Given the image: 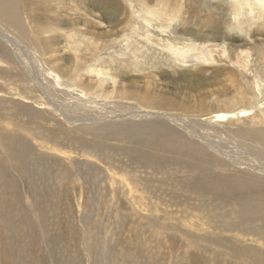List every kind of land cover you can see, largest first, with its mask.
<instances>
[{
  "label": "rangeland",
  "instance_id": "374dc122",
  "mask_svg": "<svg viewBox=\"0 0 264 264\" xmlns=\"http://www.w3.org/2000/svg\"><path fill=\"white\" fill-rule=\"evenodd\" d=\"M242 1L18 0L22 29L0 14V171L37 239L21 264H264V0ZM167 41L215 60L181 65Z\"/></svg>",
  "mask_w": 264,
  "mask_h": 264
},
{
  "label": "bare ground",
  "instance_id": "6f19581e",
  "mask_svg": "<svg viewBox=\"0 0 264 264\" xmlns=\"http://www.w3.org/2000/svg\"><path fill=\"white\" fill-rule=\"evenodd\" d=\"M242 4H245L248 6L250 14L253 13L252 4L250 3L249 0H243ZM18 5H19L18 0H0V14L6 16L13 25L20 27L22 29L21 27L22 25L20 23L21 9L19 8ZM262 9L264 10V4H263ZM148 13L152 14L153 17L159 20H162L161 18L164 15V14H159L157 11H154V10H149ZM145 22L148 27L151 26L148 20H145ZM167 23L169 25L170 22H167ZM165 29L166 28L162 27L160 30L161 32H165L164 31ZM40 30L41 29H38V28L34 29V31L36 32H40ZM150 37H151L150 34H147L145 36V39L150 42L151 40ZM8 41H10L9 43L14 42L11 39H8ZM165 46H166V49L169 51V53L181 65H184V66L197 63V62L204 63V64L211 63L215 60L214 54L206 46L205 43L191 41L181 46L178 43L176 44V43L167 41ZM221 48H222L223 54H225L226 51H225L224 46L222 45ZM94 64L96 65L95 62ZM50 71L51 70H49V74L52 75L54 82L56 83L58 82V86L60 88L65 89L66 91L72 92V88H74L72 83L59 82V80H61L59 75L54 71H51V72ZM86 72L91 75L92 74L95 75L96 83H93V86L97 87L98 85H105L107 83L115 84L116 79L112 76L107 75L105 69L102 70V67L99 68L98 66L94 67L91 65V67L87 68ZM86 95H87V92H83V91L81 94H79V96H81L84 99L87 98ZM256 105H259V103L256 102ZM142 111H144L146 115L147 114L149 115L150 113L153 114V112H155V111L146 110V109L145 110L143 109ZM244 112H245L244 110H240L239 113L242 114ZM143 114L144 113H142V115ZM233 114L234 112L230 114H228L227 112H223V111L216 112L213 115L214 121H225L226 118L230 116L232 117ZM165 117L169 119L171 118V116H165ZM65 118L69 122L74 121V120L72 121L71 119L67 117ZM94 118L97 121L104 119L103 117H98V116H95ZM85 119L91 120V117L85 118ZM5 146L7 149V156L11 158L19 159L21 162L20 167L24 171L26 170L27 172L26 166H27L28 161H27V156H26V153H27L26 142H19L13 137L11 138L9 142L5 143ZM12 182L13 181L7 177L5 171H0V264H21L20 261H24L27 257L29 246L31 249L35 250V246L37 245V239L30 238L28 234L22 229V226L18 227L16 223V221L18 220V213L15 212L13 204H12L15 197L10 195V191L8 190V186L12 184Z\"/></svg>",
  "mask_w": 264,
  "mask_h": 264
}]
</instances>
